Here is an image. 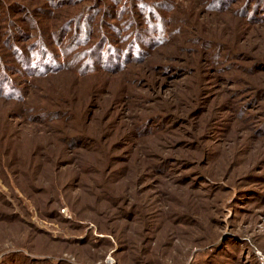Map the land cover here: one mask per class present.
<instances>
[{
    "label": "rangeland",
    "instance_id": "obj_1",
    "mask_svg": "<svg viewBox=\"0 0 264 264\" xmlns=\"http://www.w3.org/2000/svg\"><path fill=\"white\" fill-rule=\"evenodd\" d=\"M1 81L0 264H264V0H0Z\"/></svg>",
    "mask_w": 264,
    "mask_h": 264
},
{
    "label": "trees",
    "instance_id": "obj_2",
    "mask_svg": "<svg viewBox=\"0 0 264 264\" xmlns=\"http://www.w3.org/2000/svg\"><path fill=\"white\" fill-rule=\"evenodd\" d=\"M24 64V63H23ZM25 64L28 66V67H30L31 66V64H33L32 63V61L29 59L28 61H26L25 62ZM38 64L41 66V70H36V68H32V69H34V70H36V72H38V73H46V69H51V70H53V67L52 68H49V67H47L46 65H44V63L42 62V61H39L38 62ZM25 65V66H26ZM27 66H26V68H27ZM27 69H29V68H27ZM30 70V69H29ZM58 70V69H57ZM50 71V70H49ZM57 72V71H56ZM5 86H11L10 84H7V82H3V81H1L0 82V95H11V93H12V90H11V87H9L10 88V90H8V91H4V89H3V87H5ZM1 92H3L2 94H1Z\"/></svg>",
    "mask_w": 264,
    "mask_h": 264
}]
</instances>
